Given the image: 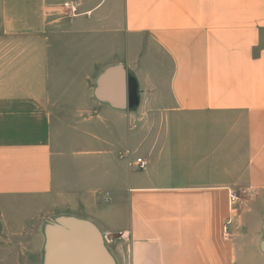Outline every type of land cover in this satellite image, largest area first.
Segmentation results:
<instances>
[{
  "label": "crops",
  "instance_id": "crops-1",
  "mask_svg": "<svg viewBox=\"0 0 264 264\" xmlns=\"http://www.w3.org/2000/svg\"><path fill=\"white\" fill-rule=\"evenodd\" d=\"M80 231L110 264H264V0H0V264Z\"/></svg>",
  "mask_w": 264,
  "mask_h": 264
},
{
  "label": "water",
  "instance_id": "water-1",
  "mask_svg": "<svg viewBox=\"0 0 264 264\" xmlns=\"http://www.w3.org/2000/svg\"><path fill=\"white\" fill-rule=\"evenodd\" d=\"M79 232V236L74 237L75 247L71 256H74L75 261L67 262L68 264H110L109 258L102 245L99 242L97 235L92 233Z\"/></svg>",
  "mask_w": 264,
  "mask_h": 264
},
{
  "label": "built area",
  "instance_id": "built-area-1",
  "mask_svg": "<svg viewBox=\"0 0 264 264\" xmlns=\"http://www.w3.org/2000/svg\"><path fill=\"white\" fill-rule=\"evenodd\" d=\"M68 7V6H67ZM147 165H148V162L147 160L145 159H141V158H138L134 164H130V166H134L136 167L138 170H141V171H144L145 169H147ZM231 198V203H235L238 199V197H236L235 194H232L230 196ZM109 242H111V240H108Z\"/></svg>",
  "mask_w": 264,
  "mask_h": 264
},
{
  "label": "rangeland",
  "instance_id": "rangeland-1",
  "mask_svg": "<svg viewBox=\"0 0 264 264\" xmlns=\"http://www.w3.org/2000/svg\"><path fill=\"white\" fill-rule=\"evenodd\" d=\"M142 116H143V115H142ZM142 153H143V152H141L139 155L142 156V157L145 156V155L142 154ZM137 171H138V172H143V171H139V170H137Z\"/></svg>",
  "mask_w": 264,
  "mask_h": 264
}]
</instances>
